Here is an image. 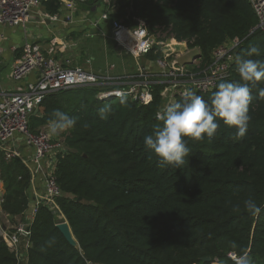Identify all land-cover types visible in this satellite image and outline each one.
<instances>
[{
	"label": "trees",
	"instance_id": "obj_1",
	"mask_svg": "<svg viewBox=\"0 0 264 264\" xmlns=\"http://www.w3.org/2000/svg\"><path fill=\"white\" fill-rule=\"evenodd\" d=\"M77 2L93 10L103 0ZM41 6L53 14L59 0ZM112 7L111 20L128 27L143 20L153 33L168 30L186 41L201 67L210 64L216 47L238 39L228 74L198 94L205 99L218 83L240 81L235 58L252 45L262 55L250 58L264 59V31L256 27L249 0H108L105 9ZM161 54L155 46L146 57L154 61ZM160 89L152 85L150 101L141 105L126 97L98 99L91 85L43 97L28 119L31 131L48 127L56 109L77 120L61 133L54 170L61 192L55 200L77 245L65 240L46 205L25 213L32 201L29 171L18 158L1 155V223L9 231L23 225L28 235L18 236L17 251L0 240V264H20L21 258L22 264H235L227 254L245 251L252 264H264V98L253 88L242 138L222 120L212 139L185 137L190 153L177 169L159 164L143 144L161 123ZM183 98L178 95L175 102ZM106 105L112 110L101 119L99 109ZM249 196L261 209L257 215L243 207ZM204 257L209 260L201 261Z\"/></svg>",
	"mask_w": 264,
	"mask_h": 264
},
{
	"label": "built area",
	"instance_id": "obj_2",
	"mask_svg": "<svg viewBox=\"0 0 264 264\" xmlns=\"http://www.w3.org/2000/svg\"><path fill=\"white\" fill-rule=\"evenodd\" d=\"M43 1L45 0H0V24L17 25L27 22L33 9L39 7ZM249 2L257 18L256 27L264 31V0ZM113 9L112 7L108 13H104L103 19H108ZM41 15L44 18H55L46 11ZM111 29L114 41L136 58L146 55L155 46L159 47L162 54L154 60L156 69L148 71L138 66L135 74L121 77L95 73L77 66L67 67L47 56L35 42L23 44L19 57L11 67L10 79L14 82H22L30 74H34L35 78L27 81L15 92L0 98V156L5 159L16 157L28 169L33 190L32 214L39 204H43L50 208L58 221L65 219L55 200L61 193L54 170L56 153L61 150L62 145L55 136L48 134V127L39 128L37 131H31L28 127L29 117L37 111L46 94L60 89L91 85L97 87L98 99L126 97L141 105L150 101L152 85L156 84L161 87L162 111L173 104L178 95L182 96L189 91L200 94L214 87L219 79L228 74L229 63L233 60L238 43L235 38L216 47L212 51L210 64L201 67L198 59L191 63L179 60L180 49L171 46H184L186 51L187 48L196 49L189 48L186 41L176 40L168 30L153 33L143 20L128 27L117 19L111 20ZM55 42L56 39L50 41L49 54L53 52ZM166 43L169 47H166ZM38 176L42 179V192H35L32 188ZM2 195L0 179V204ZM0 235L10 248L17 251L18 236H26L28 231L23 225L9 231L0 221ZM227 256L235 263V253H228Z\"/></svg>",
	"mask_w": 264,
	"mask_h": 264
},
{
	"label": "crops",
	"instance_id": "obj_3",
	"mask_svg": "<svg viewBox=\"0 0 264 264\" xmlns=\"http://www.w3.org/2000/svg\"><path fill=\"white\" fill-rule=\"evenodd\" d=\"M78 3L80 2L76 0H59L57 12L51 14L55 16L53 19L42 17L41 14L45 10L40 5L33 9L28 21L23 24H0V98L15 92L27 81L35 78L34 74H30L19 83L10 79L11 67L26 42L38 43L47 56L63 66L69 62L95 73L125 77L135 74L138 66L148 71L156 69L155 61L148 59L146 55L136 58L114 41L111 19H103V14L109 11L105 9L108 0H103V3L93 10H88ZM46 19H49V22ZM53 39H56V42L53 52L49 54L50 41ZM166 47H169L167 43ZM171 48L180 49L179 60L182 58L181 62L184 63L189 61L185 58L186 54H192L194 51L188 48L186 51L184 46ZM32 188L35 192L43 191L40 176L36 178ZM32 192L30 189L31 194Z\"/></svg>",
	"mask_w": 264,
	"mask_h": 264
},
{
	"label": "clouds",
	"instance_id": "obj_4",
	"mask_svg": "<svg viewBox=\"0 0 264 264\" xmlns=\"http://www.w3.org/2000/svg\"><path fill=\"white\" fill-rule=\"evenodd\" d=\"M253 55H262L258 45H252L235 58V70L240 81L218 83L208 99L189 91L181 101L157 112L156 118L161 123L153 128L151 134L144 137L143 144L146 149L155 153L159 164L172 165L179 169L190 153L188 141L184 138L212 139L220 127L221 120L224 125L235 129L237 139L245 136L251 119L249 104L253 88H258L259 97L264 98V87H258V82L264 80V59L250 58ZM111 110L110 105L101 107V119L106 118V114ZM76 123L75 117L56 109L48 121V134H61L73 128ZM242 204L251 215H257L261 210L251 196L244 199ZM47 243H54V238ZM235 264H252V261L245 251L235 257Z\"/></svg>",
	"mask_w": 264,
	"mask_h": 264
},
{
	"label": "water",
	"instance_id": "obj_5",
	"mask_svg": "<svg viewBox=\"0 0 264 264\" xmlns=\"http://www.w3.org/2000/svg\"><path fill=\"white\" fill-rule=\"evenodd\" d=\"M47 22H49V19H46ZM199 58V54L197 51H195L192 55L191 60L188 61V63H191L193 60L198 59ZM183 97L186 96V94L182 95ZM33 207H34V203L31 201L28 204V207L25 211V213L27 215H31L33 213ZM57 228L59 229V231L61 232V234L63 235V237L65 238V240L72 246H76L77 242L75 240V238L73 237L72 231L70 229V226L68 224V222L64 219L62 221H58L56 223ZM3 229H5V227H2ZM0 240H4L3 237L0 235ZM209 258L208 257H204L201 258V261H208Z\"/></svg>",
	"mask_w": 264,
	"mask_h": 264
},
{
	"label": "rangeland",
	"instance_id": "obj_6",
	"mask_svg": "<svg viewBox=\"0 0 264 264\" xmlns=\"http://www.w3.org/2000/svg\"><path fill=\"white\" fill-rule=\"evenodd\" d=\"M195 51V50H194ZM193 51V52H194ZM193 52H192V54H193ZM192 54H186V56H185V58L186 59H189L190 60V58H192L191 56H192ZM182 60V58L180 59V61ZM67 67H72V66H77V67H81L80 65H71L69 62H67V65H66ZM83 68V67H82ZM85 69H87V68H85ZM55 137L58 139V141H59V143L62 145L63 144V137H62V135L61 134H58V135H55ZM20 264H22V261L20 260Z\"/></svg>",
	"mask_w": 264,
	"mask_h": 264
}]
</instances>
